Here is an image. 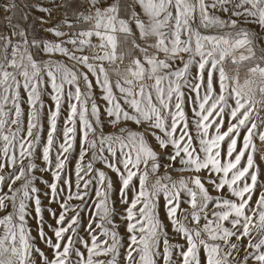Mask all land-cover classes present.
I'll list each match as a JSON object with an SVG mask.
<instances>
[{
	"label": "snow or ice",
	"instance_id": "snow-or-ice-1",
	"mask_svg": "<svg viewBox=\"0 0 264 264\" xmlns=\"http://www.w3.org/2000/svg\"><path fill=\"white\" fill-rule=\"evenodd\" d=\"M47 3L20 19L63 8L53 41L3 7L0 264H264V0ZM229 59L254 61L243 83Z\"/></svg>",
	"mask_w": 264,
	"mask_h": 264
},
{
	"label": "rangeland",
	"instance_id": "rangeland-1",
	"mask_svg": "<svg viewBox=\"0 0 264 264\" xmlns=\"http://www.w3.org/2000/svg\"><path fill=\"white\" fill-rule=\"evenodd\" d=\"M16 4H17V11L16 14L13 16L12 18V23H20L23 27L27 28L30 32V36L29 39L31 40L33 37H35L37 40L40 39H47L49 41H53L56 38L53 37L49 32L45 31V29H48L50 27H52L53 25L57 24L59 21L64 19V12L65 10L63 8H58L56 10H54L52 12V16L54 17L53 19H51L48 23H41L39 21V19H36V17H41L44 16L45 19L47 20V16H45L44 13H40V12H36L34 9L31 11V13L29 14V19L27 22L23 21L22 19H20V17L24 14L27 13L29 10L27 8H25V4L28 3H34L35 0H15ZM45 2V6L46 7H51L50 4L47 3V0H44ZM60 0H57V3H59ZM8 3H10V0H0V35H4V34H8L10 32V29L8 27V19L7 17L12 15V13H8L5 12L3 10V7L5 5H7ZM81 5V0H72V6L74 8L79 7ZM69 18H71V15L69 16ZM29 25L31 26L29 28ZM88 25L85 24H81L77 26V30H79L80 28H87ZM67 30V29H65ZM95 42V40L93 41ZM244 50L241 49L240 52H243ZM34 52V58L37 60H46L48 59L47 56L40 54V55H36L35 54V50H33ZM240 52H237V58L240 55ZM246 54V53H245ZM53 59L57 60L58 62L61 63H65L67 64L70 68L73 67V63L69 60H67L66 58L60 56L59 54L55 55L54 57H52ZM254 61H245L239 65H234L231 63V60L229 59L226 62V70L229 71L230 75H235L238 71L239 73V80L240 83H243L244 79L247 77V73H248V69L249 67L253 66ZM151 83V82H149ZM67 87V86H66ZM74 90V89H73ZM45 99L47 100V97H45ZM50 102V101H49ZM25 111L27 109V105H24ZM189 116H191V112H189ZM255 119H264V109H261L258 113V116H254ZM129 127L132 128V130L135 131H142L141 128H138L136 125L134 124H129ZM191 127V125H190ZM261 130H264V126H261ZM106 132H111L114 131V129L112 128H106L105 129ZM192 135H195V131L194 128L192 130ZM149 139H151V137L149 136ZM253 143L255 145V152H254V159L256 160L257 164L260 165L261 169H264V160L261 159V157H264V142L260 141L258 136L253 138ZM78 150V148H77ZM37 163H39V161H37ZM99 166V165H98ZM170 176L172 178V180L174 181H178L181 177H187L190 175V173H181L179 171H170ZM111 175V173H110ZM159 176H163L164 175V170L161 169L160 172L158 173ZM74 179V177H73ZM156 179L155 176L151 177V181H154ZM150 181V182H151ZM212 195H216L215 192H212ZM47 202L45 201V204ZM75 203V202H74ZM181 207L183 208H188L187 204H183L181 205ZM4 215V213H0V216ZM45 219L49 221V223H54V221L47 215L45 214ZM86 222V219H85ZM116 223L118 225V231L119 234L122 238V243L123 244H127V232H126V227H125V222L119 220L117 218ZM165 223H167V221H165ZM29 225L32 228V236H36V223L34 220H32L31 218H29ZM191 227H195V225H190ZM47 231V228L45 229ZM169 236L172 238V241L174 242L176 237L174 236V234L172 233L171 228L169 227L168 230ZM49 235H51V233L49 232ZM81 235H86L83 230L81 229ZM182 242V241H181ZM36 245L41 248L46 255L49 256V258H51V250L48 249L46 247L45 244H43L42 242L39 241V239H37L35 241ZM244 243L246 244L247 241L245 240ZM121 252L123 253V249H121ZM242 255V254H241ZM109 257L103 256L101 255L100 257H97V259H101V260H107ZM119 264H124L123 261V256H121L119 258Z\"/></svg>",
	"mask_w": 264,
	"mask_h": 264
}]
</instances>
